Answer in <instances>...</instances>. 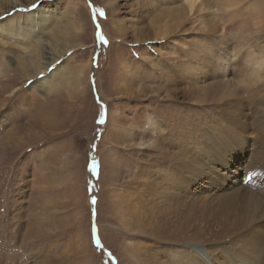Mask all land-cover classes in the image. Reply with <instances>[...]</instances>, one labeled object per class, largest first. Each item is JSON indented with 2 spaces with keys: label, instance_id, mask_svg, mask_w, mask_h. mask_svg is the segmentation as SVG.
<instances>
[{
  "label": "rangeland",
  "instance_id": "rangeland-1",
  "mask_svg": "<svg viewBox=\"0 0 264 264\" xmlns=\"http://www.w3.org/2000/svg\"><path fill=\"white\" fill-rule=\"evenodd\" d=\"M7 1L0 18L70 10L66 21L75 19L79 29L71 27L68 39L55 32L74 46L38 79L64 65L83 77L76 90L49 92L38 91L34 76H0L1 85L12 83L0 92V264H134L152 253L170 264L176 240L237 247L250 230L264 229L263 209L249 216L256 201L248 186L227 214L192 206L211 227L192 222L177 237L166 234L162 256L128 209L147 188L163 186L156 178L172 165L206 169L222 151L220 138L246 127L245 160L235 158L244 162L240 176L246 185L264 182V66L257 81L242 77L257 67L251 58L264 55V0H209L191 12L186 0ZM9 44L11 51L0 45L5 70L29 54L47 60L42 49ZM151 116L156 122H147ZM169 204L177 215L188 208L182 196L171 195ZM228 251L216 253L236 263L239 255ZM60 252L65 257L57 260Z\"/></svg>",
  "mask_w": 264,
  "mask_h": 264
},
{
  "label": "bare ground",
  "instance_id": "bare-ground-1",
  "mask_svg": "<svg viewBox=\"0 0 264 264\" xmlns=\"http://www.w3.org/2000/svg\"><path fill=\"white\" fill-rule=\"evenodd\" d=\"M6 1L7 0H0V10L3 9L1 2ZM9 1L10 0L7 2ZM208 1L209 0H186L183 5L188 12H191L193 10L197 11ZM19 5L16 6L19 7ZM261 8L262 7H256L258 17L263 14ZM58 11L59 8L46 13L45 9L37 8L31 12L28 11L29 13L25 14V19L21 18L19 20L13 17L0 18V45L8 47V51H11L14 47L10 44L6 45L7 42H11L15 47H22L25 49V52L30 49V51H28L29 53L33 50L40 51L42 49L47 57L46 60L44 55L42 59H40L39 57H33L29 54L26 58L24 57V60L21 58L22 60L19 62L18 68L5 70V68H7V61L5 60L4 55L0 53V68L3 69H0V76L6 78V75L8 77L10 76V71H18L19 75L20 73H23L24 77L29 76L32 78V76H34L35 78H33V82L39 87L38 91H40V89H46L47 91L52 92L64 85L70 89L76 90V87L80 84L81 78L83 77V73L78 72V68L76 69V67L73 71L69 70L66 65L63 64V67H56L54 72L45 74L43 79H38L39 73L47 72V68L52 66V63L56 62L62 55H64V53L66 54L67 51L72 50L74 46H72V43L74 44V42L71 43L67 41V39L71 36V27L75 30L79 29V22L75 19L66 21V18H68L67 12L70 10L65 9L62 13ZM52 17L55 19L53 22H50ZM21 25L25 26L23 32L20 30ZM55 30H58L67 39L60 40L59 37H56L58 33H56ZM50 34L56 39V43L46 38ZM162 34L163 30H160L159 35ZM54 38L53 40H55ZM9 39L12 41H8ZM48 55L50 58H48ZM148 57L145 59L149 60ZM251 61L254 65H257V67L254 66V70H251L246 73V75L242 76L245 77L243 79L244 81L253 82L261 77V69L264 66V55L254 56L251 58ZM187 73H190L191 75L196 74V72H192L190 69L187 70ZM206 76L209 75L206 74ZM218 76L219 74L214 73L210 76L209 80L217 78ZM11 85V82L5 86L0 84V92H4ZM0 102L2 103V101ZM149 121L156 122L152 116L147 119V122ZM224 125L225 122L223 121L220 128L216 129L215 132H218L224 127ZM116 128L119 129L118 124H116ZM249 135L250 129L246 127L236 138H220L223 145L222 151L218 156L210 159L208 167L204 170L200 169L197 164L194 165L193 168L181 163L172 165L170 171H166L164 178L161 179L159 174L156 178V185L162 181V183H165L163 186L147 188L139 194L138 201L132 202L128 205L130 212L140 221V233H143L146 238L151 240V244L154 247L161 249L162 256L166 254V250L163 247L166 234L175 232L177 237L178 233L184 232L187 226L192 225V222L195 227H200L202 225L205 229L211 227V225H208V221L203 223L200 216L195 209H193L192 206L198 203L206 204L208 209L216 208L218 210L217 212L227 214L229 213L230 208L242 199L243 190L248 186H254L251 191V196L256 202L253 204L251 203L252 206H254V209L252 212H249V216L253 217L257 209H263L264 211V202H260L261 196L264 194V182L258 180L254 185L251 183V185H246L242 180L243 175L240 176L241 171H243L242 166L244 162H238L235 160V158L239 156L245 160L248 151L245 145L251 141ZM251 137L253 138V136ZM217 170H219V172H217ZM244 170L246 169L244 168ZM183 171L187 173L183 175ZM114 172H116V169ZM228 173H233V178L232 176L227 177ZM168 183H175V190L170 192V186L166 185ZM179 194L184 200L188 201V208L184 215L174 214L173 212H170L169 209V206H172L169 204L171 195L180 198ZM161 205H165L166 207L161 210L156 209ZM150 212H157V214L152 216ZM225 219L229 220L230 217L227 216ZM197 220L199 222H197ZM206 240L207 241L202 242L203 244H186L176 240L174 242L176 248L174 249L172 256L173 260L170 264H227V262L220 260L216 253H220L224 249H229L231 253H237L239 255V259L234 264H264V229L250 230L247 234V241L237 247L230 244L216 246L212 240ZM64 253L65 252H60L57 256V260L63 259L65 257ZM134 264L165 263H163L162 259L158 258L157 254L152 253L144 260L135 259Z\"/></svg>",
  "mask_w": 264,
  "mask_h": 264
},
{
  "label": "snow or ice",
  "instance_id": "snow-or-ice-1",
  "mask_svg": "<svg viewBox=\"0 0 264 264\" xmlns=\"http://www.w3.org/2000/svg\"><path fill=\"white\" fill-rule=\"evenodd\" d=\"M102 38V37H101ZM103 39V38H102ZM101 121L103 122V117H101Z\"/></svg>",
  "mask_w": 264,
  "mask_h": 264
}]
</instances>
